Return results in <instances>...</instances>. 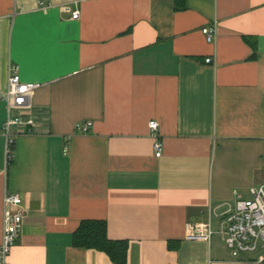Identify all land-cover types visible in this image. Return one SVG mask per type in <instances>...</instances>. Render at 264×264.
Returning <instances> with one entry per match:
<instances>
[{
	"label": "crops",
	"instance_id": "crops-1",
	"mask_svg": "<svg viewBox=\"0 0 264 264\" xmlns=\"http://www.w3.org/2000/svg\"><path fill=\"white\" fill-rule=\"evenodd\" d=\"M43 1L0 0V242L4 195L25 210L7 264H113L73 245L85 220L128 244L126 264H264L187 237L264 186V0ZM11 66L39 87L10 112L32 126L8 158Z\"/></svg>",
	"mask_w": 264,
	"mask_h": 264
},
{
	"label": "built area",
	"instance_id": "built-area-1",
	"mask_svg": "<svg viewBox=\"0 0 264 264\" xmlns=\"http://www.w3.org/2000/svg\"><path fill=\"white\" fill-rule=\"evenodd\" d=\"M41 8L48 5L43 0H37ZM67 10V9H66ZM80 11L74 9L71 12V19L78 20ZM202 34L207 43H212L215 38L214 27H205ZM212 62L211 58L205 60ZM39 87L35 83H23L18 75V67L11 66L8 69L7 88L4 94L7 107V118L1 126V132L5 137L7 157L12 156L10 148L14 143L11 130L14 127L32 126V121H24L20 117H12L10 112L13 109L26 108L29 105L30 97ZM264 103V94L262 95ZM91 122L79 123L75 130L78 134H87ZM148 129L152 135V151L156 158L162 155V142L157 135L158 124L155 121L148 123ZM65 152L67 150L65 149ZM250 198L243 200L240 197L234 205L222 216L217 231H213L210 222L190 224L187 237L189 239H200L208 241L213 234H217L226 249L233 258L240 254H256L258 262L264 261V186L252 187L249 190ZM2 214V235L0 242V264H7V257L14 246L21 232L25 210L23 201L18 194L6 193L3 198Z\"/></svg>",
	"mask_w": 264,
	"mask_h": 264
},
{
	"label": "trees",
	"instance_id": "trees-1",
	"mask_svg": "<svg viewBox=\"0 0 264 264\" xmlns=\"http://www.w3.org/2000/svg\"><path fill=\"white\" fill-rule=\"evenodd\" d=\"M177 1L179 0H176V3ZM245 40L247 41V39ZM73 245L102 252L113 264H126L127 261L128 244L125 241L108 239L104 221H81L73 235Z\"/></svg>",
	"mask_w": 264,
	"mask_h": 264
},
{
	"label": "rangeland",
	"instance_id": "rangeland-1",
	"mask_svg": "<svg viewBox=\"0 0 264 264\" xmlns=\"http://www.w3.org/2000/svg\"><path fill=\"white\" fill-rule=\"evenodd\" d=\"M218 243H219L220 245H222V244H223V242H222V241H220V242L218 241Z\"/></svg>",
	"mask_w": 264,
	"mask_h": 264
}]
</instances>
